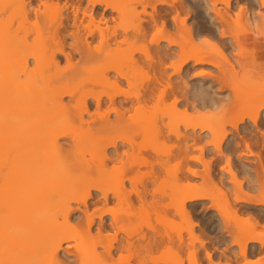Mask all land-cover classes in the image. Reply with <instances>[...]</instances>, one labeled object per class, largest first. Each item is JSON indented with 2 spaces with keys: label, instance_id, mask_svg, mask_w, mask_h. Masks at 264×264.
<instances>
[{
  "label": "bare ground",
  "instance_id": "bare-ground-1",
  "mask_svg": "<svg viewBox=\"0 0 264 264\" xmlns=\"http://www.w3.org/2000/svg\"><path fill=\"white\" fill-rule=\"evenodd\" d=\"M245 1L250 6L248 7L250 10L260 5L264 7V0ZM153 2L154 0H0V13L3 15L10 12L9 16L7 13L4 14L8 18L0 17V31L6 26L10 29L9 27H12L14 23L12 19L22 13L23 16L29 13L36 16L42 15L45 19L49 15H55V18L50 16L53 20L47 17V22L45 21L46 24L49 20L48 26L52 21V25L53 23L56 25H53L52 31L44 25V22L42 25L35 21L33 25L37 27V32L41 31L40 34H49L44 38L45 42L51 41L59 46L51 53L49 52L50 55L46 53L50 50L46 48L47 51L43 50L44 48L40 50L41 47L37 46H32L33 48L28 52V48L23 47H16L18 50L12 49L11 45L6 43L5 39H3L5 43L2 42L0 37V90L3 88L7 89L6 94L9 92L8 98L3 97L5 99L0 100V115H2L0 122L6 121V124L0 123V155L2 156L0 171L3 172L2 175L0 174V238L9 245L4 259L33 261L49 259V250L58 247L61 240L68 238L70 229L74 227L71 222V217L76 210L73 207V201L77 204V210H80V201H85V207H91L93 204L99 207L103 214L101 223L104 228L111 229L112 220L107 218L105 209V204L112 202V198L108 197V190L120 187L123 184L125 167L143 164L141 154L149 150L163 154L164 158L170 162L171 174L161 176L157 185L160 198L155 201L142 199L140 200L142 207L135 206L136 201L131 200L130 196L123 198L120 212L124 214L134 212L136 217L144 223L150 222L153 218L160 221L167 233L172 250L159 259L170 262L172 259L168 261L167 258H170L168 256L176 255L177 261L180 260V264H184L185 259L183 261L181 255L188 253L190 264H200L209 254L214 258L212 249L214 251L216 249V252L217 249L218 252L221 250L217 253L218 256L215 254L217 258L235 259L237 251L234 248L237 246L228 247L227 242L232 239L229 233L238 228L248 227L243 221L245 214L259 220L260 194L246 187V182L248 181L249 184L253 175L257 182L260 180L259 172L264 166L259 163V153H257L256 165L254 160L252 161L255 165L253 168L247 163L248 159L244 158L247 156L244 149L237 151L236 157L229 161L226 158L228 153L221 156L220 152L213 148L215 146L223 150L227 144L233 150L237 149L239 136L236 132L227 130V125L234 124L238 132L246 116L253 113L256 116L259 115L261 103L264 102L259 81L252 77L246 79L233 76L231 64L233 58L237 56L233 53L236 51L231 50L235 48L232 40L229 39L231 35L229 36L228 24L233 25V20L234 22L236 20L235 23L239 22L237 16L236 19H231L233 10L230 9L235 2L233 0H165V3L171 6V16L175 18L173 23L176 25V34L180 33L188 37L178 40L175 34L163 45L165 51L171 50V57H175L169 61L173 65V70L170 74H166L167 66L161 65L160 71L157 72L154 69L150 73L159 87L153 92L154 106L149 108L147 104L139 103L141 91L136 89L140 87L137 86L138 83L136 84L141 80H138L139 73L143 76L148 72L143 65L137 67L133 59L138 46L135 43L126 42L123 35L117 39L118 34L123 30H118L117 26L113 28L114 30L112 29L113 31L109 30L111 27L107 23L110 18L115 19V17L111 15L107 18V14L117 13L116 19H121L129 30H133L135 25L131 21L138 12L136 5ZM218 3H222L227 9L217 7ZM110 4L113 5L112 8L108 7ZM240 6L241 9L243 6ZM69 11L73 13L72 16ZM242 12L243 9L240 11L241 15ZM246 12L249 13V10ZM247 16V20L253 27H259L254 13L250 12ZM262 20H264L263 16ZM101 23H106V28L101 26ZM263 28L264 26L261 28L262 33L259 28L256 34L264 35ZM8 32L10 31L7 30L6 33L9 38L12 36L10 38L12 41L15 35L17 41H22L18 33L13 34L11 31V35ZM234 34V41L238 42V34L236 32ZM67 36L72 38V44L67 42ZM95 40H99V43L97 44ZM69 44L71 49L80 54L82 59L78 61L79 63L75 62L76 60L73 61L72 51H67L66 47L69 48L70 46H67ZM240 44L241 42H238L236 45ZM160 46L158 39L157 47ZM139 47L142 48L143 45ZM57 53L66 58V67L73 72L71 74L77 75L76 79H72L74 83L80 75L86 73H88L86 79L90 78L92 73H96L97 78L87 79L88 84L82 86L65 87L64 84L56 88L47 78L55 77L56 79L57 76H61L60 74L65 76ZM41 56L48 59L41 60ZM30 59L37 64L41 60L39 65L40 69H43L39 72L41 75H38V79L34 72L32 79L26 81L24 78H27L30 71L33 72L30 70V65L34 62L30 64ZM154 62L155 57L150 63L154 64ZM42 63L50 65H44V67ZM51 65L55 69L53 73ZM130 67L132 68L129 69ZM142 72L144 73L141 74ZM125 77L131 82L130 87H126L123 83ZM139 83L142 82L139 81ZM92 85L94 87L100 85L102 92L95 93V96L89 98L87 91H83L86 86L94 88ZM51 87H54L53 91L56 90L55 93L52 92L53 94L49 91L53 96L46 98L45 102L39 101L36 91L38 89L45 91L44 89ZM128 88L135 89L137 94H132ZM24 92H27L28 97H20ZM67 94L73 97L72 101L75 100V103L71 102L73 107L69 110L64 104V96ZM244 95L249 97L243 98ZM90 99L92 102L89 101ZM4 112L5 115H3ZM220 112L221 114L222 112L224 114L238 112L239 116L237 115L233 120L228 119L227 116V120H230L228 123L210 122L212 120L210 116ZM35 113H37L36 116ZM159 113L160 118L162 117L161 122L157 117ZM177 114H183L182 127L181 121L179 123L175 121ZM6 115L8 118L4 117ZM13 115L19 122L15 127L9 120V116L11 118ZM85 115H88V118ZM166 116L169 117V121H166L167 135H162L160 126L165 123L166 119L163 120V118ZM204 118L207 121L210 120L212 124L205 123ZM238 120L241 123H238ZM257 123H259L258 120ZM64 127L68 130L63 129ZM49 130L51 133L46 134ZM87 131H90L92 136L94 134L92 153L98 159H94L95 156H93L91 160L95 163H100L102 160L99 164L102 167L104 162L108 163V161L115 166L112 177L106 175L111 178L110 184L115 182L111 187L105 186L103 179H98L99 176L93 178L88 175L86 176L89 178L81 179L80 182H85L77 183L81 185L76 187L75 181L72 182V177L70 179L68 173L69 178L65 180L67 174H64V171L67 170L65 166L67 162L64 161L67 160L62 159L60 162L64 161L60 163L59 158L49 160L50 157L46 155L49 150L52 151V147L56 148L59 145L61 138H73L72 140L80 143ZM209 135L211 143H209ZM169 141L172 142L169 143ZM54 148L53 150L57 149ZM210 148L218 154L219 159L225 161V165L220 162L222 165L218 168L222 174L219 179L222 185L217 182V178V185L212 183V187L209 185L210 181L220 170H216L214 159L209 162L206 158ZM73 151L75 150L72 149ZM177 153H180L179 162ZM197 153H199V160L192 159L191 157ZM219 159L216 156V160L219 161ZM92 161L89 163L91 164ZM200 161H204L203 169L197 168L201 165ZM105 165L107 168V164ZM101 166L95 167H98L97 170H102ZM116 169L120 172L117 173ZM98 172L101 171L96 173ZM225 174L230 176L227 177ZM198 176L202 178V183L194 181V178ZM106 179H108L106 183L109 184V178ZM208 180H210L209 183ZM207 183L208 188L205 187ZM258 186L261 185L258 184ZM77 190L80 191H78L79 196L75 195L78 193L75 192ZM93 191L96 192L95 195ZM93 196L97 199L91 204ZM205 200H210V203L203 202ZM172 218L181 219L182 222H179L181 225L179 226L177 219H175L176 222ZM131 219L130 216L129 220ZM74 231L73 229L72 233ZM108 243L110 246L107 251L110 256L121 251L122 241L118 237H112ZM248 248H251L253 253L260 251L254 243L245 245V249ZM90 258L95 259V253L91 252ZM127 259L128 257L125 256V260Z\"/></svg>",
  "mask_w": 264,
  "mask_h": 264
},
{
  "label": "snow or ice",
  "instance_id": "snow-or-ice-1",
  "mask_svg": "<svg viewBox=\"0 0 264 264\" xmlns=\"http://www.w3.org/2000/svg\"><path fill=\"white\" fill-rule=\"evenodd\" d=\"M108 7L112 8L113 5L110 4ZM136 7L141 14L131 21L135 28L129 30L126 24L118 18L116 26L118 30L122 29L123 31L118 34L117 39L123 35L126 42L135 43L138 46L133 59L137 67L143 65L148 70L145 74L139 103L147 104L149 108H152L155 102L153 92L158 90L159 85L150 73L154 69L157 72L160 71L161 65L167 66L168 73L166 74H170L173 70V65L169 61L175 57H171V50L166 52L163 45L176 34V25L173 23L175 18L171 16V6L165 3V0H154L153 3L139 4ZM36 22H40L39 17L36 18ZM158 39L161 45L159 48L157 47ZM140 45L143 47L140 48ZM233 46L236 56L240 57L239 59L234 57L232 60L231 68L234 78L247 79L258 72L261 94L264 96V38L260 39L258 43L249 38L240 45H236L233 41ZM154 57L155 62L152 64L150 62ZM123 83L128 87L131 86L127 77ZM237 122L241 123L239 120ZM160 127L162 135H167L166 122ZM227 130L236 132L239 136L237 149L233 150L225 144L223 150L213 146L215 151H219L221 156L228 153L226 158L229 161L236 157V152L240 149H244L252 160H256L257 153H259V163L264 166V102L261 103L259 115L256 116L253 113L246 116L238 132L236 126L231 123L227 125ZM171 142L169 141V143ZM209 143H211L210 135ZM213 148L209 150V162L215 158ZM141 155L144 163L139 166H126L123 171V184L108 190V197L112 198V202L110 205L106 203L105 208L107 216L112 220L110 230L104 228L101 223L103 214L100 209L85 207V201H80L79 207L83 214L78 219L73 218L76 221L74 228L77 235L61 240L58 247L50 249L49 259L42 261L4 259L9 245L0 238V264H180V261L165 262L159 259L172 249L167 239V233L158 219L153 218L150 222L144 223L136 217L134 212L127 214L120 212L122 199L129 196L131 200L136 201L135 206L137 207H142L140 204L142 199L158 200L160 197L157 185L160 182V177L171 174L170 162L164 158L163 154L149 150L142 152ZM64 156L69 163L75 165L71 148L64 152ZM177 157L179 162L180 153H177ZM191 158L199 160V153ZM200 164L204 166V161H200ZM90 174L95 175V172L92 171ZM262 186H264V167L260 169L259 182L253 175L249 184H246L250 191L260 194L261 214L259 220L245 214L243 221L248 227L238 228L229 233L232 239L227 244L228 247L237 246V257L231 260L221 257L217 260L209 254L200 264H264V187ZM161 211L163 210L161 209ZM130 216L131 220H129ZM114 236L122 241V249L110 256L107 251L110 246L108 242ZM162 237L164 238L162 239ZM253 243L260 248L259 253H253L251 248L245 249V245ZM88 251L95 253L96 258L84 259V255ZM125 256L128 257L127 260H125ZM184 264H187V258H185Z\"/></svg>",
  "mask_w": 264,
  "mask_h": 264
},
{
  "label": "rangeland",
  "instance_id": "rangeland-1",
  "mask_svg": "<svg viewBox=\"0 0 264 264\" xmlns=\"http://www.w3.org/2000/svg\"><path fill=\"white\" fill-rule=\"evenodd\" d=\"M39 1V0H38ZM234 2H235V4H233V6L231 7L232 9H230V10H233V17L231 16V19L233 18V19H236V16H237V19L239 20V22L237 21V23H235L236 22V20H235V22H234V20L232 21L234 24L233 25H230V23L228 24L229 26H228V32H229V36L231 35H233L234 34V32H236V34H238V36H237V38H238V42H240V35H242V34H244V33H250V32H254V33H258V29L260 28V30H261V33H262V26H264V23H263V21L264 20H262V16H263V18H264V7L262 6L261 7V5L260 4H262V3H259V5H260V7L259 6H257V5H255V7L256 8H252L251 10L250 9H248V7L250 8V6L248 5V3L245 1V0H233ZM243 1V2H242ZM238 2H240V3H238ZM242 2V3H241ZM243 4V5H242ZM218 5L219 6H217V7H220V8H224L225 9V6L222 4V3H218ZM220 5H222V7L220 6ZM243 6V7H241V6ZM263 5V4H262ZM239 6L241 7V9H243V12H242V15H241V13H240V11H241V9L239 8ZM219 8V9H220ZM245 8H247L246 9V11L247 10H249V13L251 12L252 14L254 13L255 14V16H256V19H258L257 20V26H259V27H256L255 28V26L253 27L252 26V24L247 20V18H248V14L249 13H247L246 11H245ZM258 8H259V10H258ZM138 9V8H137ZM136 9V10H137ZM227 9V8H226ZM225 9V10H226ZM72 10V9H71ZM222 10V9H221ZM238 10H240V11H238ZM255 10V11H254ZM257 10V11H256ZM138 12H137V14L135 13V17L136 16H139L141 13L139 12L140 10L138 9L137 10ZM260 11V12H259ZM236 12V13H235ZM245 12H246V14H245ZM257 13V15H256V13ZM262 12V14H260ZM7 13V15L9 16V13L10 12H6ZM6 13H3V15H2V13H0L1 15H0V17H2V16H5V18H8L6 15H4V14H6ZM71 13V11H69V14ZM140 13V14H139ZM237 14V15H236ZM244 14V15H243ZM259 14V15H258ZM24 14L22 13V15H20L19 14V16H21V17H19L18 15H16V17H14L12 20H13V25H11L12 24V20H11V26L12 27H9L10 29H8L7 28V26H6V28L4 27L1 31H0V37L2 38V40L3 39H5V41H6V43L8 42L11 46V48L12 49H15V50H18V49H16V47H23V48H25V49H27L28 50V52H29V50L30 49H32L33 47L32 46H37V47H41L40 48V50H42V48H44L43 50H50V51H47L46 53L47 54H49V52L51 53V51L52 50H55L57 47H59V46H57L55 43H53V42H51V41H46L45 42V37L46 36H48L49 34H47V33H42V34H40V32L41 31H38L37 32V30H36V28L34 27V25H33V23L36 21V18L37 17H39V21L40 22H38V23H43L44 22V25H46V26H48L50 23H49V20H48V23H46L45 24V21L47 22V17H48V19H50V16H52L53 18H55L53 15H49V16H47L46 17V19L44 18V16H42V15H38V16H36L35 14H32V13H29V15H25V16H23ZM73 15V13H71L70 14V16H72ZM108 16H107V18L109 17L110 18V16L112 15V17H115V19H112V18H110L109 19V23H107V25L108 26H110L111 27V29L109 28V30H112L116 25H117V22H118V20L116 19L117 17H118V14L117 13H109V14H107ZM235 15V16H234ZM259 16V17H258ZM52 17H51V19H52ZM57 17H58V15H57ZM135 17H132V19L133 18H135ZM246 18V19H244V18ZM45 19V20H44ZM50 19V20H51ZM59 19V18H58ZM131 19V20H132ZM244 19V20H243ZM44 20V21H43ZM53 20V19H52ZM111 20V21H110ZM230 20V19H229ZM55 21V20H54ZM60 21V20H59ZM58 21V22H59ZM120 21H121V19H120ZM248 21V22H247ZM53 22V21H52ZM52 22H51V25L50 26H48L47 28H49V30L50 31H52V28H54V26L53 25H55L54 23H53V25H52ZM57 22V23H58ZM122 22V21H121ZM229 22V21H228ZM251 24V26H249L250 24ZM35 24V23H34ZM48 24V25H47ZM102 25L101 26H103L104 28H106L105 26H107L106 25V23L104 24V23H101ZM43 25V24H42ZM58 25V24H57ZM236 25V26H235ZM37 26V25H36ZM46 26H44L45 27V29H46ZM53 26V27H52ZM56 26V25H55ZM226 26V25H225ZM102 27V28H103ZM253 27V28H252ZM57 27H55V29H56ZM108 28V27H107ZM255 29V30H254ZM7 30H9L10 31V33L8 32V34H11L12 35V33L14 34L15 32V34H19L18 36H20V38L22 39V41H17V36L15 35V36H13V37H15V39H16V41H15V39L12 41L10 38H12V36L9 38V36L7 35V33H6V31ZM47 31H48V29H46ZM114 30V29H113ZM112 30V31H113ZM226 30H227V28H226ZM263 30H264V28H263ZM11 31H12V33H11ZM46 31V32H47ZM111 31V32H112ZM239 31V32H238ZM256 31V32H255ZM43 32V31H42ZM45 32V31H44ZM260 32V31H259ZM264 32V31H263ZM260 33V34H261ZM262 35V34H261ZM230 36V38L229 39H231L232 40V42L235 40V34H234V37L232 36L231 37ZM178 40H183L184 38H187L188 36L187 35H183V34H180V33H178V34H176V36H175ZM67 38H68V36H67ZM233 38V39H232ZM19 39V38H18ZM20 39V40H21ZM42 39H44V40H42ZM36 40V41H35ZM42 40V41H41ZM66 40H68L67 42L68 43H71L72 44V38L71 37H69L68 39H66ZM71 40V41H70ZM41 41V42H40ZM44 41V42H43ZM96 41V43L98 44L99 42V40L97 41V40H95ZM95 41H94V44H96L95 43ZM2 42H4V40L2 41ZM13 42H16L15 44L13 43ZM198 42V41H197ZM236 42V41H235ZM238 42H236L235 44H237ZM5 43V42H4ZM44 43V44H43ZM233 45V44H232ZM67 46H70V44L69 45H67ZM234 47V46H233ZM46 48V49H45ZM68 50L67 51H69L70 50V52L72 53V55H73V61L74 60H76L75 62H80L81 61V56H80V54H78V52L76 51V50H74V49H71V46L68 48V47H66ZM177 48V47H176ZM21 49V48H20ZM74 50V51H73ZM232 51L234 50L235 51V49H231ZM23 51V50H22ZM26 51V50H25ZM27 52V51H26ZM25 52V53H26ZM27 52V53H28ZM41 52H43V51H41ZM24 53V52H23ZM45 53V52H44ZM234 54H236V52H233ZM50 55V54H49ZM48 56V55H47ZM235 55H233V57H234ZM57 58H59V61H60V65H61V67L62 68H64V70H63V72L65 71V76H63L62 74H60L61 76H57L58 78H56L55 79V77L52 79V78H47V79H49L50 81L49 82H51V84L53 85L54 84V86H56V88L58 87V85H61V86H59V87H62L64 84H65V87H71V86H82V85H85V84H88V82H87V79L88 80H91L92 79V77L93 78H97L95 75H97L96 73H92L91 75L92 76H89L90 78H87L86 79V77L88 76L87 74L88 73H86V74H84V75H80L78 78H77V80H76V82L74 83V81L72 80V79H76V77H77V75H72L71 73H73L72 71H70L67 67H66V58L62 55V54H60V53H57ZM237 58V57H236ZM239 58V57H238ZM41 60H47L48 58H44V56H41V58H40ZM79 59V60H78ZM31 60V63L30 64H32L33 62H34V60H32V59H30ZM40 60V62H42ZM58 60V59H57ZM40 62H38V64L36 63V62H34L32 65H30L31 66V69L30 70H32L33 72H31L30 71V74L27 76V75H25V76H27V78L25 77H23L24 79H26V81H27V79H29L30 80V78L32 79V74L34 73V72H36V73H34V75H36L37 77V79H38V75H41V74H39V72H41V70L43 69H40L41 68V66L39 65V63ZM47 62V61H46ZM78 62V63H79ZM50 63V62H49ZM43 64V63H42ZM37 65V66H36ZM47 66V65H50V64H48V63H45V64H43V66ZM42 66V67H43ZM44 66V67H45ZM51 67H52V65H51ZM51 67H48V68H51ZM47 68V69H48ZM132 67H130L129 69H131ZM48 70H50V69H48ZM55 71V69H53V67H52V69H51V72L53 73L54 71ZM48 72V71H47ZM144 72H142L141 74H143ZM28 74V73H27ZM89 75H90V73H89ZM144 75L145 74H143V76H141L140 75V73H139V75L138 76H140V77H138V80L139 79H143L144 81H145V77H144ZM22 76H24V75H22ZM56 76V75H55ZM71 76L73 77V78H71ZM44 77V76H43ZM99 77V76H98ZM80 79V80H79ZM40 81H41V76H40V79H39ZM137 80V81H138ZM141 80H139L140 82H142L141 84L139 83V81L138 82H136V84H137V86H140V87H143V85L142 84H144L143 82V80L141 81ZM79 81V82H78ZM81 82V83H80ZM81 84V85H76V84ZM50 84V85H51ZM93 86V85H92ZM94 87V86H93ZM99 87H101L100 85L99 86H96V87H94V88H91V86H86V87H84L85 89H84V91L83 92H85V90L87 91L86 93H88L90 96H89V98H92V96H95V93L97 94V93H100V91H101V89L99 88ZM126 87H128V86H126ZM140 87H136V89L138 90V91H141V89H140ZM52 88V87H51ZM50 88V89H51ZM54 88V87H53ZM52 88V90H50V89H44L45 91H43V89L41 90V89H38L36 92L37 93H35V94H38L37 96H38V100L39 101H43V102H45V101H47V99L46 98H49V96H51V93L52 92H54L55 93V91H53L54 89ZM102 88V87H101ZM2 89L3 88H1V90H0V100L2 101L3 99H5V98H3V97H7V94H9V92L6 94L5 92H7V89H3V91H2ZM128 89H130V92H132V94H137L136 93V90L135 89H131V88H128ZM5 90V91H4ZM83 90V89H82ZM31 91V90H30ZM49 91H51V93L49 92ZM28 92V91H27ZM27 92H24V93H22L21 95H20V97H23V98H25V97H28V94H27ZM102 92V91H101ZM30 93H32V91L30 92ZM34 94V95H35ZM53 94V93H52ZM248 95H250V94H248ZM248 95H244V97L243 98H247V97H249ZM53 96V95H52ZM51 96V97H52ZM245 96H247V97H245ZM251 96V95H250ZM1 98H3V99H1ZM8 98V97H7ZM18 98V97H17ZM72 96L71 95H69V94H67V95H65L64 96V104H65V106H66V109H72V105H71V102H73V103H75L74 101H72ZM37 99V98H36ZM51 99V98H50ZM49 101V100H48ZM89 101H91L92 102V99H90ZM171 101H169V103H170ZM169 103H167V104H169ZM67 110V111H68ZM9 113V112H8ZM38 113V112H37ZM37 113H35V116L37 115ZM238 113V112H237ZM224 114V112H222V114H221V112L220 113H218L217 115H214V116H210V120H206V118H204V122L205 123H208V124H218V123H221V122H225V123H228L231 119L233 120V118L235 117L236 118V116L239 114ZM3 115H5V112H4V114ZM12 115V114H11ZM49 115H50V113H49ZM63 115H64V113H63ZM231 115H233V116H231ZM0 116H2V115H0ZM58 116V115H57ZM88 115H85V117L86 118H88L87 117ZM143 116V115H142ZM160 113H159V116H157V117H159L160 118ZM229 118H228V117ZM231 116V117H230ZM239 116V115H238ZM5 118L7 117V115L6 116H4ZM3 117V118H4ZM32 117V116H31ZM50 117V116H49ZM51 117H53L52 116V114H51ZM56 117V116H55ZM140 117H141V115H140ZM8 118V117H7ZM142 118V117H141ZM184 117H183V114H177V116L175 117V121H178V123L181 121V123H180V126L182 127L183 126V124L182 123H184V119H183ZM227 118L228 119H230V120H227ZM234 118V119H235ZM139 119V118H138ZM143 119H144V116H143ZM152 119H154L153 117H152ZM162 119V117L160 118V122L162 121L161 120ZM166 119V120H165ZM174 119V118H173ZM183 119V120H182ZM0 120H1V118H0ZM4 120V119H3ZM9 120H10V123L12 124V126L13 127H15L19 122H18V120L16 119V117H15V115H13V116H11V118H10V116H9ZM158 120V119H157ZM163 120H165V122L166 121H169V117L167 118V116L166 117H164L163 118ZM138 121H140V119L138 120ZM159 121V120H158ZM212 122V123H210V122ZM0 123H2V124H6V121L4 120V123L1 121ZM8 125V124H7ZM0 126H1V124H0ZM240 126H241V124H240ZM4 127V126H3ZM2 127V128H3ZM67 128V127H66ZM63 129H65V127L63 128ZM66 131L68 130V128L67 129H65ZM66 131H64L63 130V132H66ZM54 132V131H53ZM92 132V131H91ZM35 133V132H34ZM51 133V131L49 130V131H47L46 132V134H50ZM90 135H89V134ZM37 135H39L38 133H36ZM88 134V135H87ZM92 133H90V131H87L86 133H85V136H82L83 137V139H82V142H76L75 140H72L73 138H71V139H68L67 137H63V138H61L60 139V141H59V145H57V149L58 148H60V149H56V148H54V147H52V151H50L49 150V153L48 154H46L47 156H48V158H49V160H52V158H56V159H58L59 158V160H58V162H60L62 159H65V156H64V152L66 151V150H68L69 148H72V149H74L75 151H73V153L75 152V154L73 155V158H74V160H75V165L73 166V164H71V163H69L68 161H64V162H67V163H65V166H66V169L67 170H65L64 171V174L66 173H68L69 175H70V179H71V177H72V182H74L75 181V185H76V187L78 186V185H81L82 183L81 182H85V181H81L80 182V180L82 179H84L85 180V177L86 178H89V177H93V178H97L98 176H99V178L98 179H103V181H104V185L106 186V185H110V187H111V185H114L113 183H115V182H113V183H111L110 184V180H111V178L110 177H112V174L113 173H115V170L113 169V168H115V166L113 165V163L112 162H110V161H108V163L107 162H104L105 164H107V168H106V165L105 164H103V167L101 166V165H99V164H101V161H100V163L99 162H93L91 159L93 158V156H95V155H93L94 153H92V149H93V144H92V142L94 141V140H92V138H94V134H93V136L91 135ZM35 135V134H34ZM36 137V136H35ZM62 147H61V146ZM58 146H60V147H58ZM53 148L54 149H56V150H53ZM214 154H216L215 155V158H214V161H215V163H216V165H215V167L217 166V168H216V170H220V169H218V168H220V165H222V164H224L225 165V161L223 160V159H219V156H218V154L215 152ZM46 155H44V156H46ZM91 157L90 159L88 158V157ZM216 156H217V158L219 159V161L218 160H216ZM258 156V155H257ZM82 157V159H80ZM207 158V160L209 159V155L206 157ZM244 158H245V160H247L248 162V164L249 165H251L253 168H254V166L256 165V162H257V158H256V160H252L251 158H249V157H245L244 156ZM1 159H2V156L0 155V161H1ZM45 159H46V157H45ZM86 159V161H89V160H91L92 161V163L90 164L89 162H91V161H89V162H87L86 163V161H84ZM94 159H97L96 158V156L94 157ZM100 159H102V158H100ZM99 159V160H100ZM98 160V159H97ZM96 160V161H97ZM221 160V161H220ZM62 161V162H63ZM253 161V162H255V165H253L254 163L252 162V164H251V162ZM62 162H60V163H62ZM219 162V163H218ZM222 164H221V163ZM97 163H98V165H97ZM103 163V162H102ZM218 163V164H217ZM90 164V165H89ZM112 164V165H111ZM258 164V163H257ZM77 165V166H76ZM87 165V166H86ZM89 165V166H88ZM94 165V166H93ZM64 166V165H63ZM95 166H101V168H102V170L101 169H99L101 172L99 173L98 172V174L96 173L97 171H99V170H97L96 168H98V167H95ZM219 166V167H218ZM65 168V167H64ZM100 168V167H99ZM108 168H109V170L112 168V170H108ZM197 168H199V169H203L202 168V166L201 165H199V166H197ZM64 170V169H63ZM96 170V171H95ZM107 170H108V174H107ZM61 171V170H60ZM92 171H95V175H91L90 173L92 172ZM62 173H63V171H61ZM116 172L117 173H119L120 172V170H119V172H118V170L116 169ZM219 172V173H218ZM218 172H216L217 174L215 175V180L213 179L212 181H210V180H208L207 182L209 183V181H210V186L212 187V183H214L213 185H217V182L218 183H220L219 182V179H220V177L222 176V174H220L221 173V170L220 171H218ZM2 170L0 171V174L2 175ZM260 173V172H259ZM67 174V177L65 178V180H67L68 178H69V175ZM85 174V175H84ZM86 175H88L89 177H87ZM106 175H111L110 177H106ZM221 175V176H220ZM227 177L228 176H230V175H228V174H225ZM115 176V175H114ZM217 176V177H216ZM83 177V178H82ZM1 178V177H0ZM93 178H91V179H93ZM106 178H109V184L108 183H106V180L108 181V179H106ZM217 178H218V181H217ZM239 178H242V177H239ZM69 179V180H70ZM74 179V180H73ZM1 180V179H0ZM87 180H89V179H87ZM86 180V181H87ZM113 181V180H112ZM194 181L196 182V183H202L203 181H202V178H200L199 176L198 177H195L194 178ZM217 181V182H216ZM71 182V181H70ZM77 183H81V184H77ZM208 183H207V185L205 184V187L207 186V188H208ZM247 184H248V181L246 182ZM221 184V183H220ZM72 185H74V184H72ZM219 185V184H218ZM222 185V184H221ZM220 185V186H221ZM72 188H75L74 186H71ZM80 187V186H79ZM79 187H78V189H79ZM109 187V188H110ZM77 189V188H76ZM108 189V188H107ZM111 189V188H110ZM79 190H77V191H75V192H78ZM80 192V191H79ZM77 193V194H75L76 196L78 195V194H80V193ZM94 192V195L96 194V192L95 191H93ZM79 196V195H78ZM96 197V196H95ZM94 196H93V199H91V204H92V202H94L97 198H95ZM71 201H73V200H71ZM210 200H205V201H203V202H209ZM74 205H73V207H75L76 208V210H75V212L73 213V217H71V222H72V224L75 226V223H76V221L73 219L74 217L75 218H79L81 215H82V212H81V210H77V204L76 203H74V201L72 202ZM210 203V202H209ZM208 203V204H209ZM111 204V203H110ZM109 204V205H110ZM224 206V205H223ZM91 207H95V208H99V207H96V206H94V204L93 205H91ZM121 208V207H120ZM106 209V208H105ZM201 209V208H200ZM121 211H122V208L120 209ZM108 219H109V217H107ZM106 218V219H107ZM172 219H174V218H172ZM175 219H177L178 220V218H175ZM174 219V220H175ZM177 220H175L176 222H177ZM74 222V223H73ZM179 222H182L181 221V219L180 220H178V224H179V226L181 225V223H179ZM177 224V225H178ZM247 227V226H246ZM75 230V228L73 227L72 229H70V236H73V234H75L76 235V231H74V233H72V230ZM110 230V229H109ZM187 236V235H186ZM203 238V237H202ZM197 245H198V243H197ZM212 249V248H211ZM210 249V250H211ZM212 250H214V249H212ZM234 250L236 251V247L234 248ZM182 254V253H181ZM186 254V253H185ZM184 253L181 255L182 256V259H183V261H184V259L185 258H188L187 259V264H190V260H189V255H188V253L185 255ZM183 256H186V257H184L183 258ZM91 257V251H88V252H86V255H85V257H84V259H86V260H89V259H91L90 258ZM168 257H170V258H167L168 259V261L169 260H171L170 262H174V261H177L178 259H176V255L175 256H171V255H169ZM174 257V258H173ZM219 259V257L217 258L216 257V255H214V259ZM176 259V260H175ZM174 260V261H173ZM180 261V260H179ZM184 263V262H183Z\"/></svg>",
  "mask_w": 264,
  "mask_h": 264
},
{
  "label": "crops",
  "instance_id": "crops-1",
  "mask_svg": "<svg viewBox=\"0 0 264 264\" xmlns=\"http://www.w3.org/2000/svg\"><path fill=\"white\" fill-rule=\"evenodd\" d=\"M249 38H251L252 41L258 43L260 39L264 38V35L256 34L254 32L244 33L240 35V42L242 43L243 41H246ZM252 79L259 81V73L257 72L254 76H252Z\"/></svg>",
  "mask_w": 264,
  "mask_h": 264
},
{
  "label": "flooded vegetation",
  "instance_id": "flooded-vegetation-1",
  "mask_svg": "<svg viewBox=\"0 0 264 264\" xmlns=\"http://www.w3.org/2000/svg\"><path fill=\"white\" fill-rule=\"evenodd\" d=\"M221 249H222V248H221ZM220 251H221V250H219V252H220ZM212 252H213L214 255L216 254V255L218 256V254H217V253H219V252H218V249H217V252H216V249H215V251L213 250ZM215 252H216V253H215ZM220 255H221V254H220ZM220 255H219V256H220ZM219 258H221V257H219Z\"/></svg>",
  "mask_w": 264,
  "mask_h": 264
}]
</instances>
